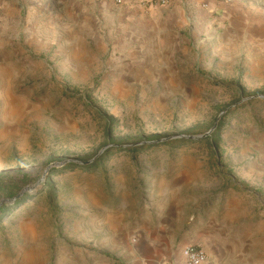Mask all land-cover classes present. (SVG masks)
I'll return each instance as SVG.
<instances>
[{
    "label": "rangeland",
    "instance_id": "obj_1",
    "mask_svg": "<svg viewBox=\"0 0 264 264\" xmlns=\"http://www.w3.org/2000/svg\"><path fill=\"white\" fill-rule=\"evenodd\" d=\"M97 30L70 64L71 45L53 44L32 50L43 76L0 82V264H121L114 237L169 184L188 219L213 205L221 217L230 188L260 193L250 211L264 218V187L244 174L264 157V29L215 28L160 74ZM67 161L80 163L49 169Z\"/></svg>",
    "mask_w": 264,
    "mask_h": 264
},
{
    "label": "crops",
    "instance_id": "obj_2",
    "mask_svg": "<svg viewBox=\"0 0 264 264\" xmlns=\"http://www.w3.org/2000/svg\"><path fill=\"white\" fill-rule=\"evenodd\" d=\"M69 4L79 9L78 17L70 16ZM0 8V82L9 86L22 76H43L44 67L32 50L40 53L53 44L71 45L62 49L66 58L61 60L70 64L68 50L76 54L84 36L96 34V41L102 39V31L97 30L102 24L117 52L128 60H143V74L177 71V58L185 54L187 44L204 49L203 36L210 37L223 25L264 29V0H234L230 5L217 0H171L164 7L151 6L148 0H122L121 4L117 0H0ZM88 60L86 56L83 62ZM244 174L264 187V157H253ZM176 186L167 185L153 213L114 237L121 264H161L176 259L189 244L203 247L207 264H264L263 214L250 211L255 195L262 201L260 193L252 191L249 196L230 188L221 217L213 212L217 210L213 205L212 213L200 211L188 219L184 209L188 202L179 197ZM185 225L188 230L183 232ZM29 247L27 253L34 255V243Z\"/></svg>",
    "mask_w": 264,
    "mask_h": 264
},
{
    "label": "built area",
    "instance_id": "obj_3",
    "mask_svg": "<svg viewBox=\"0 0 264 264\" xmlns=\"http://www.w3.org/2000/svg\"><path fill=\"white\" fill-rule=\"evenodd\" d=\"M171 0H148L151 6L164 7L170 4ZM224 4L230 5L234 0H217ZM119 4L122 0H117ZM1 9V8H0ZM208 254L202 246L198 244H189L185 246L176 259L165 260L161 264H207Z\"/></svg>",
    "mask_w": 264,
    "mask_h": 264
},
{
    "label": "water",
    "instance_id": "obj_4",
    "mask_svg": "<svg viewBox=\"0 0 264 264\" xmlns=\"http://www.w3.org/2000/svg\"><path fill=\"white\" fill-rule=\"evenodd\" d=\"M216 127H217V124L214 126V128L210 131V132H208V133H206L205 135H202V136H187V137H174V138H169V139H166V140H159V141H156V142H154L155 144H160V143H162V142H165V141H169V140H174V139H181V138H185V139H188V140H190V141H194V140H200V139H205V138H207V137H209L210 135H211V133L216 129ZM145 144H147V143H145ZM106 149H104L102 152H101V154L105 151ZM95 159H97V158H95ZM79 164L80 162H77V161H67V162H65V163H62V164H56V165H54V166H51L49 169H51V168H53V167H63V166H67V165H69V164ZM89 162H87V163H81V164H83V165H86V164H88Z\"/></svg>",
    "mask_w": 264,
    "mask_h": 264
}]
</instances>
